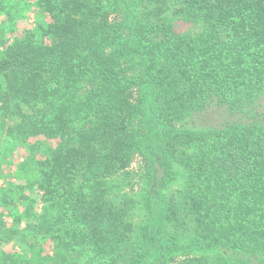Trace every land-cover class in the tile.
<instances>
[{
	"label": "trees",
	"instance_id": "trees-1",
	"mask_svg": "<svg viewBox=\"0 0 264 264\" xmlns=\"http://www.w3.org/2000/svg\"><path fill=\"white\" fill-rule=\"evenodd\" d=\"M0 19V264H264V0H0Z\"/></svg>",
	"mask_w": 264,
	"mask_h": 264
},
{
	"label": "rangeland",
	"instance_id": "rangeland-1",
	"mask_svg": "<svg viewBox=\"0 0 264 264\" xmlns=\"http://www.w3.org/2000/svg\"><path fill=\"white\" fill-rule=\"evenodd\" d=\"M28 12H24V16L27 15ZM28 15H29L28 19L30 22L28 24L19 22L18 26L20 29H21V27H27V26L33 24V20L35 19L33 13L30 12V14H28ZM110 17H111L110 19L117 20V16L113 12L110 15ZM1 22H2V20L0 19V25H1ZM175 26H176V30H178L180 32L185 31L189 28L188 25L184 22L176 23ZM22 32L23 31H20V34ZM13 36H15V35H13ZM211 115L212 114H209V113L208 114L202 113L198 120L201 123H204V122L210 123V121H212V117H210ZM17 153H18L17 158H16L17 160L15 159V161H21L22 157L25 154V150L22 147V144L18 145V152ZM13 169H14V166L7 165L6 167H4L3 171H4V175L7 177V179H9L11 177V174L13 177L14 174L9 172V170L13 171ZM128 172L131 174L128 176V181H131L130 184L128 185V189H131V188L133 189L132 190L133 192L130 191V193H136V192L138 193L139 189L141 190L142 188H144V184H143L144 183V177L147 173L145 161L142 159V157L140 155L135 154L132 157V160H131L129 167H128ZM1 183L2 182L0 181V185H1ZM1 212H6V210L1 207L0 213Z\"/></svg>",
	"mask_w": 264,
	"mask_h": 264
}]
</instances>
